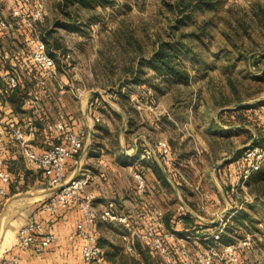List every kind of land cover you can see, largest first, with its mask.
<instances>
[{
  "label": "crops",
  "instance_id": "0c3cea01",
  "mask_svg": "<svg viewBox=\"0 0 264 264\" xmlns=\"http://www.w3.org/2000/svg\"><path fill=\"white\" fill-rule=\"evenodd\" d=\"M1 8L3 9V6ZM2 9V16L13 21L10 10ZM47 28L44 32L42 31L40 38H43ZM38 38L39 35L34 37L28 30L16 27L11 28L8 33L0 32V109L3 119L11 124L22 126L27 131L30 138L29 145L35 152H43L62 140L59 133L48 128L49 123L63 120L68 128H84L86 132L84 147L78 156L81 166L78 168L70 162L68 175L76 174L90 177L86 194H92L95 197L93 204L99 212L109 210L118 216L127 217L128 223H135L140 211L158 207V196L163 202V207L160 206L159 208L165 211L164 222L168 229L191 232L192 227H198L200 226L198 224L202 223L205 227L200 226L201 240L207 245H212L215 240L211 234L217 229L215 224L218 218L236 211L229 210L230 200L227 190L229 186L223 176V171L226 174V171L237 170L242 152L237 153L243 151L245 146L254 144L258 138L254 129L246 124H222L216 119L214 129L212 126L210 127V124H201L202 135L195 132L196 129L193 128L195 130L193 131L195 134V144L193 145V139L188 137L185 132L177 134L179 138L174 137L173 131L176 129L174 119H159L157 128H155L161 135L160 137L170 139L171 157L184 172L188 180L185 182L177 173L168 169V165L160 157V152L155 148L156 143L153 144V140L148 139L145 134H142L144 143L142 147H139L137 133L131 136L128 128L134 119L129 108L112 106L104 100V96L98 90L91 89L83 94L82 92L76 94L79 91L77 85L82 82V74L75 68L77 66L75 58L65 57L64 44L63 47L53 50L56 54L53 57L56 60L57 73L53 77L45 79V82L44 78H37L31 69L22 68L19 65V61L23 60L20 48L27 45L33 48ZM59 39L61 42L60 37ZM12 69L22 71L16 90H9L6 78H4L6 73ZM191 80L192 78L182 80L179 78H161V82H165L169 87L175 84H189ZM135 85L141 84L136 83ZM67 90L81 100L85 98L86 107L82 113L83 117L77 108L68 106L66 99H64ZM15 91L16 94H14ZM37 91L41 93V99L35 106H27L24 103L25 98ZM159 91L160 95L166 94V90L160 88ZM20 95H22L23 100L17 99ZM98 98H102L107 104V106L99 108L101 113L95 108L93 109ZM261 99H258L259 102ZM258 100H254L255 103ZM243 104H239V111H245L241 109L245 106ZM168 105L178 122L188 124L192 120L190 118L192 107L183 106L185 108L183 113L181 110L177 111L176 106ZM136 111L139 113L138 110ZM233 112H237V110L229 112V116L227 114L225 116L231 118ZM249 112L253 114L252 111L249 110ZM181 115L183 116L181 117ZM97 117L100 120H97ZM30 120L34 122L32 130L29 128ZM215 129L224 137H231L232 135L229 134L231 130L237 131L240 135L243 131H248L251 138L247 144H243L244 146L236 147L232 151L223 148L224 150L221 151L222 147L218 148L220 142L215 140L221 136ZM204 131L213 135L206 138ZM200 145L205 149L203 158L193 159L196 148ZM194 146L195 150H192ZM148 149L153 150L150 157L145 154ZM226 155L229 157L226 158ZM1 169L11 172L12 178L6 185L7 195L5 197L0 196V263L11 253L18 252L21 257L20 264H83L84 239L78 236L69 237L76 224L83 218L81 202H75L54 217L44 211L43 204L52 194L53 188L8 133L0 140ZM139 172L145 176L146 180V187L142 193L139 192L138 181L135 176ZM206 190L210 193L206 203L208 209L216 210V207L224 206L221 215L213 220L200 217L195 209L182 199L183 194L187 196L188 193L195 192L203 195L206 194L203 193ZM170 196H177L179 202L181 201L186 205L193 218L190 224L185 218L179 216L178 207L177 209L172 208L175 206L172 201L177 203L178 200H171ZM252 204L263 207L264 199H254ZM201 208L203 209V206ZM235 214L236 212H234ZM32 216L50 222L52 230L58 235V238L41 255L36 253L35 244L28 249H22L18 245V232ZM252 220L262 230L261 232L258 231L263 234L262 236L256 237V233L254 234L255 240L258 238L260 241L261 255L263 256L264 227L259 226V223L264 222V214L254 215ZM95 227L99 235V242L103 243L104 249L118 243L125 251L122 235L129 231L125 223L118 220L98 219ZM254 231L257 230L246 232ZM130 257L136 258L140 264L142 262L144 264H157V255L140 241L137 242V252L131 254ZM108 261L105 260L104 264H107ZM110 263L117 264L111 261Z\"/></svg>",
  "mask_w": 264,
  "mask_h": 264
},
{
  "label": "rangeland",
  "instance_id": "374dc122",
  "mask_svg": "<svg viewBox=\"0 0 264 264\" xmlns=\"http://www.w3.org/2000/svg\"><path fill=\"white\" fill-rule=\"evenodd\" d=\"M17 1L0 0V7L3 6L2 10L5 8L11 10L10 7ZM39 1L44 5V19L36 25V31L42 36V31L47 27L48 30L53 29L57 32L56 38L60 37L64 47L67 46L66 52L64 51L65 57L68 53L71 55L69 58H75L77 63L75 68L82 74V82L77 85L79 91L76 94L79 92L83 94L91 89L98 90L104 96V100L112 106L129 108L134 119L128 128L131 136L137 133L139 147H142L144 143L142 134H145L151 141L153 140L156 146L160 140H167L170 143V139L160 137L156 129L157 121L164 120V118L175 120L174 137L179 138L177 134L185 132L193 139V145L195 144L193 128L199 134L202 130L200 129L201 124H210V127L214 129L216 119L219 123L227 125L246 124L259 135L258 130L263 122L260 115H255L256 112L250 110L254 115L249 112L247 116L244 112L248 113V110L244 109L243 112L238 109L241 103H244L243 105L252 104L255 103L254 100L264 97V0H240L238 2L217 0L211 8L195 12L196 23L189 22L181 25L178 30L174 29L177 39H180L184 33L201 32L202 28L206 29L208 35L203 36V40L196 36L190 40L187 39L189 44H192L194 52L198 54L197 60L192 57V54L182 58L184 69L189 74L188 78H192L191 83L175 84L170 87L165 82H161L163 76L156 74L144 63L158 49L162 40H173L170 39L169 34L173 32L171 28L179 15L162 0H104L103 4H75L63 5V7L58 5L63 0H28L27 2L34 5V2ZM66 12L71 14L72 18L66 17ZM69 21L70 24L76 22L82 31L66 29L65 24ZM135 76L147 79V82L143 84L144 87L142 84L135 85ZM155 86L159 89L156 90ZM160 88L166 90V94L160 95ZM133 94L137 95V98L144 104L158 106V110L162 113L137 109V101L134 102L130 96ZM64 99L68 106L77 108L83 117L82 113L86 107L85 98L81 100L67 90ZM104 100L98 98L93 109L101 111L100 107L107 106ZM168 104L176 106L177 111L181 110L183 113L185 109L183 106L192 107L190 115L192 120L188 124L178 122ZM236 110L237 112L230 113L233 117H228L229 112ZM226 114L228 116H225ZM103 117L106 118V116ZM184 117H186L185 114ZM217 133L222 135L219 131ZM229 134L232 136H221L215 139L220 142L218 148L222 147L221 151L224 150L223 148L232 151L236 147L244 146L251 138L248 131H243L240 135L237 131L231 130ZM209 135L213 134L204 131L206 138ZM196 149L193 159L203 158L204 147L200 145ZM192 150H195V146ZM227 157L229 155H226ZM174 169L177 170L175 172L184 174L175 162ZM170 171L174 172V170ZM228 172L226 171L225 174L223 171L224 178H227ZM227 190L230 200L229 210L232 211L242 203L244 191H241L243 196L237 198L232 196L230 189ZM203 193L207 195L195 192L188 193L187 196L183 194L182 199L188 202L200 217L213 220L221 215L224 206L216 207V210L208 209L206 203L210 193L208 190ZM170 197L171 200H178L177 203L172 201L174 202L172 204H175L172 208H179L182 202H179L177 196ZM162 203L157 196V206H162ZM219 220L220 217L216 222L219 223ZM198 225L201 226L202 223ZM202 227L205 226L202 225ZM252 233H256V237L260 235L258 231ZM259 243L257 238L250 248L239 252L242 264H264V255H261L262 246ZM171 244L174 253L180 247L189 249L192 263L197 262L198 252L213 246L203 243L201 239L181 240L179 237ZM153 253L157 255V264H166L158 253ZM126 254L131 256L129 253ZM148 254L152 257L150 253ZM175 260V264H185L178 255ZM107 264H111L110 261ZM214 264L223 263L215 260Z\"/></svg>",
  "mask_w": 264,
  "mask_h": 264
},
{
  "label": "built area",
  "instance_id": "2783aa9c",
  "mask_svg": "<svg viewBox=\"0 0 264 264\" xmlns=\"http://www.w3.org/2000/svg\"><path fill=\"white\" fill-rule=\"evenodd\" d=\"M24 1H17L10 7V15L13 21L5 18L1 14L0 7V32L8 33L11 28L26 29L34 37L38 36L36 25L44 19V5L42 2H34V5ZM238 2L240 0H231ZM20 54L23 60L19 61V65L27 70L31 69L35 72L37 78H51L57 73V65L55 58L50 54L47 44L42 38L36 40L33 48L30 46L21 47ZM71 55L68 54L66 58ZM22 71L20 69H12L8 71L6 78L9 90H15L19 86V78ZM126 89V87H124ZM130 91V90H128ZM131 92V91H130ZM133 93V92H132ZM136 103L139 110H149L154 113H162L158 110V106L153 104H144L137 95H130ZM41 99L39 91L25 98L24 103L29 106H35ZM263 111L264 103L253 108L254 112ZM97 120H100L97 117ZM34 122L30 120L29 128L33 129ZM48 128L61 136V141L54 144L51 148L43 152H35L31 149L29 143L30 138L27 131L19 125L6 122L3 119L0 109V140L8 133L14 141L22 148L25 156L30 160L36 168L42 173L44 179L53 188L52 194L43 204V210L56 216L64 209L72 204L80 201L82 204L83 218L76 224L74 230L69 234L70 238L76 236L84 239L82 248L83 264H104V250L99 244V235L96 230V221L98 219L120 221L126 224L128 232L122 235L125 251L129 254L137 252V242H141L153 252L158 253L166 264H175L177 255L185 264H214L215 260H219L223 264H242L239 252L243 249L250 248L255 240V234L248 232L241 237H237L234 242L223 244L219 247L211 246L202 252L196 254V263L191 262L189 249L180 247L174 253L172 249V241L176 238L184 239H201L202 235L197 230L195 235H185L179 231L170 230L165 226V211L159 207L150 208L140 211L135 223H128L127 217H121L109 210L99 212L93 204L94 196L86 194L87 186L90 183V177L87 175H68V166L72 162L76 167L81 166L78 156L84 147V137L86 135L84 128L72 129L66 126L63 120H58L48 124ZM157 150L160 152L161 159L167 163L169 170H174V160L170 157L171 150L167 140H160L157 144ZM146 156L150 157L153 150H146ZM264 167V146L251 144L242 151L240 160L237 164V170H229L227 174V183L232 196L239 198L243 196L242 203L236 207V211L250 205L254 201V196L248 192L247 183L250 178ZM177 173V172H175ZM185 182H188L186 176L180 172L177 173ZM138 181L139 192L142 193L146 187L145 176L142 173L136 175ZM12 178L11 172L6 169L0 170V196L7 195L6 185ZM178 210L186 212L187 207L181 203ZM232 211L227 216L220 217L219 227L211 234L214 240L221 238L223 229L234 215ZM52 221V220H51ZM259 225L264 227V222ZM261 236L263 234H260ZM58 238V235L52 230L50 222L32 216L28 222L20 228L18 232V245L22 249L31 248L35 244V251L41 255L52 242ZM21 257L18 252L11 253L0 264H20ZM142 264H144L142 262Z\"/></svg>",
  "mask_w": 264,
  "mask_h": 264
},
{
  "label": "trees",
  "instance_id": "16d2710c",
  "mask_svg": "<svg viewBox=\"0 0 264 264\" xmlns=\"http://www.w3.org/2000/svg\"><path fill=\"white\" fill-rule=\"evenodd\" d=\"M103 1L104 0H63L60 1L58 5L60 7H63V5L70 6L75 4L94 5L96 3L103 4ZM162 1L170 9L174 10L179 15L178 18H176V23L171 28L173 32L169 34L171 37L170 39L173 40H168V41L162 40L158 49H156L155 52L146 61H144V63L149 68H151L156 74L161 75L164 78H179L181 80L186 79L189 77V74L188 71L184 69L182 57L192 54V57L195 60L198 59V54L194 52L192 44L191 43L189 44L187 39L190 40L193 36H196L198 39L203 40V36L208 35V33L205 28H202L201 32L192 31V32L184 33L182 34L180 39L179 38L177 39L174 29L178 30L181 28V25L187 24L189 22L196 23V19L194 18L195 12L198 10L211 8L214 2L217 0H162ZM65 15L68 18H72L71 14H68L67 12L65 13ZM70 21L68 24H65L66 29L72 31H77L79 29L80 31H82V28L77 26L76 22L70 24ZM56 33L57 32H55L53 29H50L47 30L43 36V40L47 44V48L49 46L48 51L52 56H56L55 52L53 51L54 49H58L63 46L62 42H59L60 39L56 38L55 35ZM52 39L54 40L52 41ZM65 49L66 47L64 48V51ZM134 81L135 83H140L143 85L145 82H147V79L146 78L143 79L140 78L139 76H135ZM154 88L157 90V86H155ZM14 94H16V91ZM21 97L22 95L18 96L17 99L23 100V98ZM262 103H264V99L254 104L245 105L241 109L253 111V108L258 107ZM245 114L249 116L250 113H245ZM255 115H260V119L263 122L262 124H260L261 126L258 130L259 135L254 144L264 146L263 111L260 110ZM240 152L242 151H239L237 154H239ZM247 186H248V192L254 196V199H258V200L264 199V169L253 174V176L248 181ZM190 214L191 213L188 211L179 212V216L185 218L187 223L189 224L193 219ZM260 214H264V205L263 207H259L252 204L246 206L245 208L237 210L236 214L223 229L221 238L219 240H215L214 242H212V245L219 247L223 244L234 242L237 237H241L245 235L246 234L245 231L247 230H257L261 232L262 231L261 228L255 225L254 220H252L254 215H260ZM218 224H219L218 222L215 224L216 228L218 227ZM198 228H200V226L195 228L192 227V229L190 230L192 232V235L196 234V230ZM191 232H181V233L185 235H190ZM99 244L103 248V243L99 242ZM103 250H104L103 255L105 260H109L112 263L140 264V262L136 258L130 257L129 255L124 253L121 244L118 243L112 244L111 247L106 249L103 248Z\"/></svg>",
  "mask_w": 264,
  "mask_h": 264
},
{
  "label": "water",
  "instance_id": "95a60500",
  "mask_svg": "<svg viewBox=\"0 0 264 264\" xmlns=\"http://www.w3.org/2000/svg\"><path fill=\"white\" fill-rule=\"evenodd\" d=\"M264 98V97H263ZM247 148V146H245L242 150H245Z\"/></svg>",
  "mask_w": 264,
  "mask_h": 264
}]
</instances>
